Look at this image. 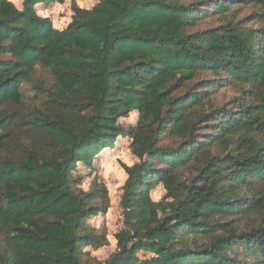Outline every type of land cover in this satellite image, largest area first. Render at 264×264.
Masks as SVG:
<instances>
[{
    "label": "trees",
    "instance_id": "trees-1",
    "mask_svg": "<svg viewBox=\"0 0 264 264\" xmlns=\"http://www.w3.org/2000/svg\"><path fill=\"white\" fill-rule=\"evenodd\" d=\"M64 1L23 0L19 11L0 0V110L13 107L0 115V264H230L240 244L264 264V26L251 27L264 25V0H239L256 7L242 19L235 0H209L221 24L204 31L192 30L207 0H97L75 5L63 31L37 15ZM38 66L54 84L39 86L31 112L21 86ZM205 74L213 79L196 80ZM234 82L248 88L218 107ZM133 112L127 134L119 120ZM123 136L141 162L126 167L125 228L102 263L84 250L107 243L88 222L108 193L79 190L73 172ZM194 161L203 166L180 183L176 170ZM161 183L165 200L153 202Z\"/></svg>",
    "mask_w": 264,
    "mask_h": 264
},
{
    "label": "rangeland",
    "instance_id": "rangeland-1",
    "mask_svg": "<svg viewBox=\"0 0 264 264\" xmlns=\"http://www.w3.org/2000/svg\"><path fill=\"white\" fill-rule=\"evenodd\" d=\"M8 1L12 3V0ZM83 2L87 5V7L82 9L87 10L94 8L98 3L97 0H83ZM210 3L211 2L207 0L203 4L202 11L207 10L205 14H203V17L206 18L204 20H201L199 22V25L192 31H204L211 28H215L219 24H221L220 18L216 16L210 17V14H216L215 5L208 8V5ZM57 5L68 6L65 7L64 12H57ZM75 5L77 6L76 0H65L63 3H55L46 7H38L37 11L50 13L47 18H49L52 23H54V21L64 19V17L67 16L69 11L73 13V7ZM235 5L240 6V8H242L239 19L248 17L251 14H255L256 12V7L242 5L240 4L239 0H235ZM200 14L202 13H197V16H199ZM263 26L264 25L260 23H252L251 25V27L255 29H260ZM212 79V76L205 74L201 75L196 80L199 82V80ZM53 84L54 76L52 72L48 69L40 68L39 66L36 67L29 79L22 83V109H28L33 112L34 108L37 106L39 107V104L42 103V95L37 92L39 86L51 87ZM243 88L246 90V88L248 87H242L240 82H234L233 85L223 88L215 96V104L218 107H221L231 103L234 99L241 96ZM12 109L13 107H11L10 105L5 106L2 110H0V115L9 112ZM138 120L139 114L136 115L133 112L129 115L128 118H121L119 120V124L124 128V130L128 134L129 128L135 127L138 123ZM18 133L24 134L23 132L17 131L16 135ZM16 135L14 137L15 140L24 141V143L30 144V141L27 139V137H18ZM131 144L132 139L129 136L119 137L112 148L104 149L98 155V157L93 160L91 167H86L84 164H79L77 170L73 172V178L76 181V186L79 190H83L85 192H93L97 189L103 188L107 190L108 193L107 205L103 204L106 210L100 213L97 217L92 218L88 222L91 228L107 236V243L105 246L99 248H86L84 250L98 262H106L114 253L117 252V240L115 237L120 231L125 228L123 210L120 203L123 194V186L128 178L126 167H133L141 162V160L134 154ZM160 144L161 146L172 148L177 145V142H174L172 138L167 139L163 137ZM26 146L30 147L28 145ZM217 150H219V148H217ZM24 153L25 151L22 150V154ZM39 158H42V156L39 155ZM160 164V162L155 163L156 170H164L165 166ZM200 166H203V162L201 161H199L198 163H195L194 161L190 165L180 166V168H178L175 172L176 178L179 179L180 183L189 182L197 174V169L194 170L193 168ZM243 194H241V196H243ZM149 195L153 202H163L167 195V190L161 183L157 187L152 189ZM258 215L259 213H251L248 216L240 218L237 223V227H240V229H244V227L248 226L250 222L247 220V218L255 220L258 218ZM160 216H162V214H160ZM3 239V236H0V241ZM227 255L228 258L231 260L230 264L256 263L257 256L251 254L246 244H240L238 246H235L227 252ZM138 257L141 261L153 260L155 258V255L151 253L140 252L138 254Z\"/></svg>",
    "mask_w": 264,
    "mask_h": 264
},
{
    "label": "clouds",
    "instance_id": "clouds-1",
    "mask_svg": "<svg viewBox=\"0 0 264 264\" xmlns=\"http://www.w3.org/2000/svg\"><path fill=\"white\" fill-rule=\"evenodd\" d=\"M12 3L15 5V7L19 10V11H23V0H12ZM76 4L77 6H79L80 8H86L87 5L83 2V0H76ZM68 5L65 6H60L57 5L56 7V11L57 12H64L65 11V7H67ZM50 13L48 12H41V11H37V15L42 16V17H47ZM73 15V13L71 11L68 12L67 16L64 17V19L59 20V21H54L53 26L54 28H57L61 31H63L68 24L72 23L71 20V16Z\"/></svg>",
    "mask_w": 264,
    "mask_h": 264
}]
</instances>
